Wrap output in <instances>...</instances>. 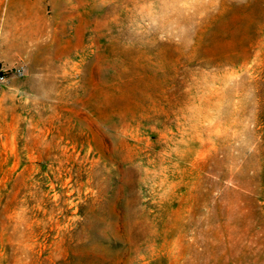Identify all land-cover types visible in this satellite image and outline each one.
Wrapping results in <instances>:
<instances>
[{
    "label": "rangeland",
    "instance_id": "374dc122",
    "mask_svg": "<svg viewBox=\"0 0 264 264\" xmlns=\"http://www.w3.org/2000/svg\"><path fill=\"white\" fill-rule=\"evenodd\" d=\"M0 63V264H264V0H0Z\"/></svg>",
    "mask_w": 264,
    "mask_h": 264
},
{
    "label": "built area",
    "instance_id": "2783aa9c",
    "mask_svg": "<svg viewBox=\"0 0 264 264\" xmlns=\"http://www.w3.org/2000/svg\"><path fill=\"white\" fill-rule=\"evenodd\" d=\"M26 68L23 64L19 65L15 70V75L18 77H22L25 75ZM8 71L7 68L3 66V64L0 63V85L6 81L8 77Z\"/></svg>",
    "mask_w": 264,
    "mask_h": 264
}]
</instances>
